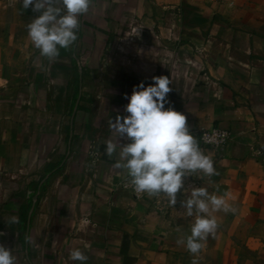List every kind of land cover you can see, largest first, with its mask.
Listing matches in <instances>:
<instances>
[{
  "label": "crops",
  "instance_id": "1",
  "mask_svg": "<svg viewBox=\"0 0 264 264\" xmlns=\"http://www.w3.org/2000/svg\"><path fill=\"white\" fill-rule=\"evenodd\" d=\"M21 3L0 0V244L16 264H79L74 248L86 264H264V0H92L53 61L28 37L40 13ZM153 76L171 80L165 107L196 138L232 133L218 147L197 138L218 175L184 178L187 189L230 193L237 208L214 213L217 234L198 257L177 244L193 219L184 190L174 207L138 197L105 154L108 120L127 115L125 95Z\"/></svg>",
  "mask_w": 264,
  "mask_h": 264
},
{
  "label": "clouds",
  "instance_id": "2",
  "mask_svg": "<svg viewBox=\"0 0 264 264\" xmlns=\"http://www.w3.org/2000/svg\"><path fill=\"white\" fill-rule=\"evenodd\" d=\"M21 3V0H20ZM92 0H22V8L40 13L26 26L32 45L41 57L55 60L61 49L68 50L77 40L80 17L89 11ZM153 83L145 87L141 82L134 86L128 103L127 115L108 120L109 131L115 140L105 142V154L118 158L115 169L126 171L125 187H131L141 197L157 198L168 206L177 204V194L184 190L180 201L183 214L191 217L189 234L177 240L194 257H198L207 240L215 238L219 222L214 213H236L229 200L231 194H209L204 186L184 188V178L203 174L218 175L211 155L200 147L191 134L185 114L172 107L166 108L167 96L172 91L167 76H153ZM120 138L129 142L122 144ZM201 178V177H200ZM12 217L7 223H17ZM2 235V233H0ZM69 260L86 264L88 256L80 248L69 252ZM0 264H16L12 249L0 244ZM192 264H199L193 259Z\"/></svg>",
  "mask_w": 264,
  "mask_h": 264
},
{
  "label": "built area",
  "instance_id": "3",
  "mask_svg": "<svg viewBox=\"0 0 264 264\" xmlns=\"http://www.w3.org/2000/svg\"><path fill=\"white\" fill-rule=\"evenodd\" d=\"M195 135L203 144L218 147L228 142L232 136V133L231 131L220 127H212L210 129L196 131Z\"/></svg>",
  "mask_w": 264,
  "mask_h": 264
},
{
  "label": "trees",
  "instance_id": "4",
  "mask_svg": "<svg viewBox=\"0 0 264 264\" xmlns=\"http://www.w3.org/2000/svg\"><path fill=\"white\" fill-rule=\"evenodd\" d=\"M50 172H52V170H50ZM46 182H47V180H45L42 183V185L40 187V190H42L45 187ZM39 196L40 195L39 194L37 195L36 192H34V194H32L30 196V198H29V207H30V205H31L32 200H33L34 197H36V203L38 202ZM26 219H27V212H24V213H22L21 218H20V222H21V224H23V227L26 226Z\"/></svg>",
  "mask_w": 264,
  "mask_h": 264
},
{
  "label": "water",
  "instance_id": "5",
  "mask_svg": "<svg viewBox=\"0 0 264 264\" xmlns=\"http://www.w3.org/2000/svg\"><path fill=\"white\" fill-rule=\"evenodd\" d=\"M35 208V201H33L32 205H31V208L29 210V213H28V218H27V228H29V224H30V219H31V216H32V213H33V210Z\"/></svg>",
  "mask_w": 264,
  "mask_h": 264
}]
</instances>
